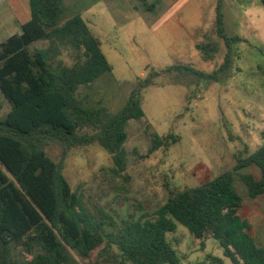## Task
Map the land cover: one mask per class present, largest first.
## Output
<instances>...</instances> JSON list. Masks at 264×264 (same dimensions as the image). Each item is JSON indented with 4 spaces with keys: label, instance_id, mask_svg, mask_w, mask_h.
I'll list each match as a JSON object with an SVG mask.
<instances>
[{
    "label": "trees",
    "instance_id": "16d2710c",
    "mask_svg": "<svg viewBox=\"0 0 264 264\" xmlns=\"http://www.w3.org/2000/svg\"><path fill=\"white\" fill-rule=\"evenodd\" d=\"M7 1L20 32L0 43V94L11 105L0 118V264H81L74 255L88 259L99 247V257L108 262L181 264L183 258L169 238L179 224L196 240L214 239L232 264H264V247L240 215L243 197L235 184L237 171L256 166L259 178L245 173L241 179L252 198L264 194V140L238 157L233 170L194 187L169 190L150 218L118 221L103 210L98 216L88 210L64 174L70 152L101 145L112 156L114 173L128 182L127 123L145 115L143 92L155 84L159 72L139 80L118 112L88 106L79 99V88L110 72L111 65L82 15L60 26L65 0ZM141 1L145 6L146 0ZM260 2L264 7V0ZM224 8L225 0H217L215 33L227 49L222 65L212 73L190 66L166 72L218 80L228 71L233 45L242 39L228 35ZM38 41L50 45L31 48ZM57 44L71 46L84 61L74 66L57 61L54 66ZM196 48L206 60L218 50L211 41ZM3 106L0 100V111ZM53 143L62 147L58 161L47 153ZM164 145L165 138L156 135L154 147ZM208 257L212 264H225L219 257Z\"/></svg>",
    "mask_w": 264,
    "mask_h": 264
},
{
    "label": "rangeland",
    "instance_id": "374dc122",
    "mask_svg": "<svg viewBox=\"0 0 264 264\" xmlns=\"http://www.w3.org/2000/svg\"><path fill=\"white\" fill-rule=\"evenodd\" d=\"M216 4L217 0H146L145 6L141 0L64 3L58 25L81 13L111 65L110 72L79 88L78 97L84 104L118 112L139 80L159 72L155 84L143 92L145 115L127 123L128 182L114 173L112 156L97 143L73 149L66 160L64 174L72 190L95 215L103 210L118 221L150 218L167 200L169 190L194 187L233 170L238 157L263 142L264 7L260 0H225L226 31L242 41L234 43L232 63L218 80L165 71L190 66L212 73L222 65L227 49L215 33ZM150 6L152 10H148ZM1 26L5 32L0 39L20 29L10 9ZM208 41L218 47L210 60L196 48ZM49 45L38 41L31 48ZM55 49L54 66L57 61L67 66L84 61L69 45L57 44ZM0 100L4 105L0 118H4L11 105L1 94ZM156 135L165 138V145L157 149ZM61 152L59 144L47 147L55 161ZM245 173L256 178L261 173L256 166L241 169L235 174V184L243 197L240 215L249 221L250 233L264 247V194L249 195L241 179ZM169 238L183 258L181 264H212L208 255L232 264L214 239L196 240L181 224ZM100 250H94L88 259L74 257L81 264H119L101 259ZM114 252L116 249L111 254Z\"/></svg>",
    "mask_w": 264,
    "mask_h": 264
},
{
    "label": "crops",
    "instance_id": "0c3cea01",
    "mask_svg": "<svg viewBox=\"0 0 264 264\" xmlns=\"http://www.w3.org/2000/svg\"><path fill=\"white\" fill-rule=\"evenodd\" d=\"M65 5H66V0H65ZM11 10L13 12V14L15 15L13 9L11 8L10 4L8 3L7 0H0V37H1V34H3L5 32V29L1 26V23L4 22V19H5V12L7 10ZM78 12V11H77ZM80 13V11H79ZM81 14V13H80ZM15 18H16V21H17V17L15 15ZM86 21V20H85ZM18 22V21H17ZM19 23V22H18ZM19 27H20V24H19ZM20 32V29L19 31L15 32V33H18ZM13 33V34H15ZM11 34V35H13ZM11 35H9L8 37H10ZM8 37H5L4 39H0V43L3 42L4 40H6Z\"/></svg>",
    "mask_w": 264,
    "mask_h": 264
}]
</instances>
